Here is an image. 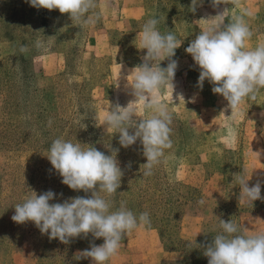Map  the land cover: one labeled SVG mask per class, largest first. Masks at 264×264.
Here are the masks:
<instances>
[{"label": "rangeland", "instance_id": "obj_1", "mask_svg": "<svg viewBox=\"0 0 264 264\" xmlns=\"http://www.w3.org/2000/svg\"><path fill=\"white\" fill-rule=\"evenodd\" d=\"M95 3L96 23L82 26L58 10L37 9L25 0H0V131L10 113L13 122L23 126L21 131L39 138L36 146L11 148L0 138V264H92L76 254L104 242L89 234L63 244L41 234L32 222L12 220L15 206L32 191L39 195L52 190L57 196L50 203L91 196L61 183L46 157L50 147L41 148L57 138L95 146L106 155L112 154L110 144L119 149L123 175L111 198L113 210L123 202L137 216L149 213L150 226L125 235L107 264H208L204 251L220 233V219L231 220L249 235L264 232V114L250 117L264 109V89L232 115L227 101L212 92L213 85L205 81L202 90L197 87L200 69L185 52L201 30L237 16L253 33L246 48L264 43V0H239V7L232 0L217 6L203 0L195 12L190 10L192 0ZM225 9L231 11L223 20L207 21ZM149 18L159 19L161 33L173 31L183 43L172 58L179 62L174 90L162 93L172 116V148L165 150L153 175L144 177L147 161L140 142L122 148L119 134H106L103 125L112 107H126L134 99L127 78L146 54L135 40ZM37 40L47 42L46 50L36 48ZM10 88L21 89L20 115L11 114L16 109L7 96ZM139 108L141 117L150 114ZM47 126L54 134L46 135ZM19 136L20 131L15 139ZM241 173L249 186L261 182L262 199L239 203L241 189L234 176Z\"/></svg>", "mask_w": 264, "mask_h": 264}, {"label": "clouds", "instance_id": "obj_2", "mask_svg": "<svg viewBox=\"0 0 264 264\" xmlns=\"http://www.w3.org/2000/svg\"><path fill=\"white\" fill-rule=\"evenodd\" d=\"M25 2L37 9L58 10L67 14L73 23L82 26H92L98 19L93 11L95 0ZM202 3L203 0H192L190 10L195 12L196 6ZM211 3L217 6L221 0H211ZM232 4L239 7V0H232ZM230 11L225 9L207 21L223 20ZM159 23L157 18L147 19L136 35L137 48L146 50V54L142 63L133 67L127 78L134 99L126 107L119 104L112 107L103 125L106 134H119L122 148L127 149L140 142L147 161L143 165L144 177L153 175L165 150L172 148V116L168 105L162 102V93L167 89L174 90L179 62L172 58L183 43L173 31L161 33ZM252 35L245 19L237 16L222 26L201 30L185 49L200 69L197 87L202 90L204 82L208 81L213 85L212 92L227 101L232 115L246 100L255 101L257 94L264 89V43L247 49L246 42ZM46 43L37 40L35 46L46 50ZM20 51L27 49L21 47ZM165 60L169 61L167 66L161 67ZM141 105L150 113L146 118L139 114ZM107 147L111 155H106L95 146L73 143L64 138L55 139L46 157L62 178L61 183L76 192H90L91 196L50 203L57 196L55 192L49 190L37 195L32 191L30 197L15 206L12 220L17 224L32 222L41 234L48 235L50 240L58 239L63 244H69L75 238L87 239L89 234L94 239L102 238L103 244L93 243L79 251L76 257L78 260L90 259L92 264H107L118 253L125 235L151 223L149 213L137 216L123 202L113 210L111 198L121 186L123 172L117 159L119 149L111 148V144ZM234 182L241 189L239 203L253 204L262 199L261 182L249 186V180L243 173L235 175ZM199 203L203 205L204 201ZM220 229L204 251L208 264H264V232L249 235L247 229L242 231L231 220L226 222L221 219Z\"/></svg>", "mask_w": 264, "mask_h": 264}, {"label": "trees", "instance_id": "obj_3", "mask_svg": "<svg viewBox=\"0 0 264 264\" xmlns=\"http://www.w3.org/2000/svg\"><path fill=\"white\" fill-rule=\"evenodd\" d=\"M12 90V91H11ZM21 89H17L15 91H13L12 88L8 89V97L10 98L11 102L13 103L11 105V107L13 106V108L16 109V111H14L11 114H17L19 113V115L21 114L22 110H23V99H22V94H21ZM9 117H7L5 120V125L4 126V131H0V138L3 141V145L7 148H11V147H21V146H27L26 143L32 145V146H36V144L38 143V136L36 135H32L29 134L25 131H21V129L23 128V126H18L17 124V120H14V117H11L10 113L8 115ZM7 127L9 128H13L14 133H12L11 131H9L7 129ZM20 128V136L19 139H15L16 135L19 133L18 129ZM54 133H52V129L51 127H46V135L50 136ZM52 142V141H51ZM51 142L47 143L46 145H44L42 148V150H46L50 147ZM32 146H29L30 148H32ZM32 150V149H31Z\"/></svg>", "mask_w": 264, "mask_h": 264}, {"label": "crops", "instance_id": "obj_4", "mask_svg": "<svg viewBox=\"0 0 264 264\" xmlns=\"http://www.w3.org/2000/svg\"><path fill=\"white\" fill-rule=\"evenodd\" d=\"M264 114V109H261V110H257V111H255V112H253V113H251V115H250V117L252 118V117H256V116H261V115H263ZM199 220V219H198ZM200 222V221H199ZM194 238V237H193ZM189 240H192V239H190V238H188Z\"/></svg>", "mask_w": 264, "mask_h": 264}]
</instances>
